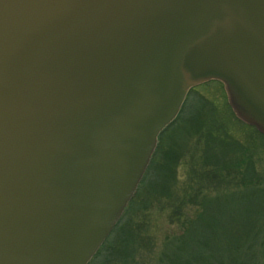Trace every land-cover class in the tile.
<instances>
[{
	"label": "water",
	"instance_id": "1",
	"mask_svg": "<svg viewBox=\"0 0 264 264\" xmlns=\"http://www.w3.org/2000/svg\"><path fill=\"white\" fill-rule=\"evenodd\" d=\"M209 81L264 136V0H0V264H88Z\"/></svg>",
	"mask_w": 264,
	"mask_h": 264
},
{
	"label": "trees",
	"instance_id": "2",
	"mask_svg": "<svg viewBox=\"0 0 264 264\" xmlns=\"http://www.w3.org/2000/svg\"><path fill=\"white\" fill-rule=\"evenodd\" d=\"M203 101L204 106L196 107L187 115L182 112V106L176 119L159 135L147 167L149 169L154 164L161 135L168 130L174 129L172 133L178 132L182 137L180 131L185 129V125L188 128L185 138L189 137L197 145L201 143L200 153L189 157L186 185L182 189L180 200L175 198L174 211L168 217L181 221L176 224L179 233L164 238L159 256L155 259L158 264H264V179L258 173L255 175L250 156L245 155L246 147L229 133L228 137L216 136L207 125L218 122L220 129H228L227 119L235 118L228 105L224 104L226 110L221 113L212 102ZM215 114H220V117H216ZM235 121L242 123L237 119ZM249 129L264 139L252 127ZM172 138L171 136L169 139ZM238 151L243 154L241 165L237 160L234 163L230 162V154ZM180 155L179 151L164 154L165 162L157 165L162 180L157 182L156 186L171 184L175 160ZM219 157L220 159H217ZM143 177L136 193L142 189ZM201 180L204 185L201 184ZM161 197H168L167 200L171 201L175 195L171 196V192H166ZM130 202L131 199L126 208ZM187 206H194L198 210L194 218L185 220L181 211ZM119 221L116 226L119 225ZM127 222L122 224V228H125L130 238L133 232L130 229L131 224ZM104 244L105 242L92 260L100 253ZM147 251L150 257L146 255L145 261L143 257L142 264H149L155 260V253L150 249Z\"/></svg>",
	"mask_w": 264,
	"mask_h": 264
},
{
	"label": "rangeland",
	"instance_id": "3",
	"mask_svg": "<svg viewBox=\"0 0 264 264\" xmlns=\"http://www.w3.org/2000/svg\"><path fill=\"white\" fill-rule=\"evenodd\" d=\"M192 90V92L187 93L182 105L183 108L181 107L185 115L190 111H194L198 106H204L203 100L212 102L221 113L226 110L224 106L226 97L220 83L209 81L194 87ZM215 115L216 117H220V114ZM233 119H227L226 125L229 127L228 129H220L218 122L208 123L207 125L209 128L211 127L210 129L216 136L226 135L228 137L227 133H229L242 146L246 147L245 155L250 156L251 162L253 163L252 168L255 169V175L258 173L264 179V139L249 129L250 126L247 127L243 123H237L235 121L236 119ZM184 127L185 129L183 128L180 131L182 137L179 136L178 132L172 133V131H175L174 129L168 130L161 135L155 162L149 169L146 168L147 171L142 180V189L138 190V194L135 191L137 195L135 194L131 198V202L128 208H126L124 215L120 221L118 220L119 227L116 226L117 222L115 225L116 229H114V226V230L112 229L105 239L102 250L93 260L91 259L92 261L90 260V264H124L123 262H127V264H142L143 257L145 261L146 255L149 254L147 249L155 253L154 259L156 256L158 258L164 238L179 233V228L176 224L181 221L171 220L168 217L174 211L173 203L176 202L175 198L180 200L182 189L186 185L190 166L189 157L195 156L196 153L198 155L202 149L200 147L201 143L197 145L189 137L185 138L188 128L185 125ZM171 136L173 138L170 140L169 138ZM172 151L176 153L179 151L181 155L175 160L173 178L170 180L171 184L168 186H156L157 182L162 180V175L157 165H162L165 162L164 154L167 152L171 153ZM242 155L240 151L230 154V162L234 163L237 160V163L241 165ZM217 159H220V157ZM201 184L204 185L202 180ZM166 192H171V196L175 195V197L170 199L171 201L167 200L168 197H161ZM197 210L194 206H187L183 208L181 213L185 220H188L196 216ZM125 221H128L127 224H131L130 229H132L133 235L130 234V238L126 234L125 228H122V224ZM127 224H125V227ZM149 264H158L157 259Z\"/></svg>",
	"mask_w": 264,
	"mask_h": 264
}]
</instances>
